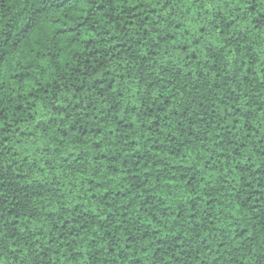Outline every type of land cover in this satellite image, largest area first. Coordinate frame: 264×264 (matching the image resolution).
<instances>
[{
  "label": "trees",
  "instance_id": "trees-1",
  "mask_svg": "<svg viewBox=\"0 0 264 264\" xmlns=\"http://www.w3.org/2000/svg\"><path fill=\"white\" fill-rule=\"evenodd\" d=\"M264 0H0V264H261Z\"/></svg>",
  "mask_w": 264,
  "mask_h": 264
},
{
  "label": "snow or ice",
  "instance_id": "snow-or-ice-1",
  "mask_svg": "<svg viewBox=\"0 0 264 264\" xmlns=\"http://www.w3.org/2000/svg\"><path fill=\"white\" fill-rule=\"evenodd\" d=\"M261 264H264V256L261 257Z\"/></svg>",
  "mask_w": 264,
  "mask_h": 264
}]
</instances>
